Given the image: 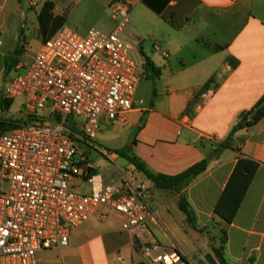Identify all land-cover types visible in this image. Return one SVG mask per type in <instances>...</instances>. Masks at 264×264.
Returning a JSON list of instances; mask_svg holds the SVG:
<instances>
[{
  "label": "crops",
  "instance_id": "crops-1",
  "mask_svg": "<svg viewBox=\"0 0 264 264\" xmlns=\"http://www.w3.org/2000/svg\"><path fill=\"white\" fill-rule=\"evenodd\" d=\"M45 2L53 3L54 17H64L63 27L80 34L110 33L118 21L114 5L121 4L131 20V38L142 40L137 56L145 73L134 109L126 123L104 122L96 136L103 139L111 131L129 140L107 150V175L83 165L82 157L83 171L73 187L89 195L90 171L105 180L132 172L154 213L144 241L177 250L189 264H195L193 256L206 255L217 264H264V118L232 134L240 116L264 97V0H0V95L8 59L23 38L33 43L26 34L41 29ZM44 42H37L39 49ZM147 60L160 72L156 81L149 78ZM144 82L150 89L141 97ZM125 147L153 175L178 176L205 160L208 167L188 186L162 189L130 163L118 164L122 157L112 151ZM239 160L253 161L258 169L228 224L215 209ZM181 196L195 213L197 229L179 207ZM123 221L102 209L71 232L68 247L40 252V264H149L136 239L122 230ZM223 230L227 242L221 260L214 249L221 246Z\"/></svg>",
  "mask_w": 264,
  "mask_h": 264
},
{
  "label": "built area",
  "instance_id": "built-area-1",
  "mask_svg": "<svg viewBox=\"0 0 264 264\" xmlns=\"http://www.w3.org/2000/svg\"><path fill=\"white\" fill-rule=\"evenodd\" d=\"M113 14L118 21L110 33L62 27L27 74L5 89L7 100L24 97V119L36 120L0 133V264H40V252L68 247L71 232L104 208L124 217L122 230L149 264H189L177 250L142 239L154 213L132 172L90 177L89 195L72 185L83 171L74 140L91 143L102 120L126 123L145 73L137 56L142 40L131 38L128 12L115 4ZM70 117L82 118L79 132L66 127Z\"/></svg>",
  "mask_w": 264,
  "mask_h": 264
},
{
  "label": "trees",
  "instance_id": "trees-1",
  "mask_svg": "<svg viewBox=\"0 0 264 264\" xmlns=\"http://www.w3.org/2000/svg\"><path fill=\"white\" fill-rule=\"evenodd\" d=\"M53 3L45 2L42 11L39 14V23L42 29L44 36H47V39L53 37L64 25V17H54L52 14ZM50 32L48 33V31ZM46 39V40H47ZM146 71L152 72V75L149 77L152 81H156L160 72L155 66L149 61H146L145 64ZM13 100L3 99L0 96V109L7 111L11 108ZM264 118V97L256 104V106L249 112L243 113L240 116V122L234 128L233 133L240 129L249 128L257 124L261 119ZM36 118L24 119L17 121L15 124L7 125L6 123H0L1 131L0 133L11 131L18 128L22 124H27L35 121ZM73 131L79 132V129L74 125L72 127ZM223 148V147H222ZM220 150H216L215 153ZM119 157L125 158L133 165L137 171L143 173L148 179L152 180L158 187L168 190H179L181 187L188 186L193 180L202 175L207 167L208 161H202L193 167H191L187 172L180 174L178 176H163V175H153L149 172L146 166L137 158L131 157L129 155L130 148L125 147L121 149H115L112 151ZM258 169V164L250 160H239L235 170L232 174V177L227 185V188L218 203L215 213L226 223H232L240 205L253 182L254 176ZM94 172L90 171L89 176H93ZM179 207L181 211L187 216L188 222L192 227L196 228V217L193 209L191 208L187 198L181 196L179 200ZM207 229H200V232H206ZM223 237L221 241V246L214 249L215 255L219 259H223V251L227 242L226 233L222 231ZM138 264H147L145 262H140Z\"/></svg>",
  "mask_w": 264,
  "mask_h": 264
},
{
  "label": "rangeland",
  "instance_id": "rangeland-1",
  "mask_svg": "<svg viewBox=\"0 0 264 264\" xmlns=\"http://www.w3.org/2000/svg\"><path fill=\"white\" fill-rule=\"evenodd\" d=\"M86 35V34H82ZM27 38H31L33 43H27L25 38L22 39L21 42H18L16 45L15 53L8 59L6 64V73L3 77V88L2 95L4 96V92L9 83L17 77L24 76L29 71L31 65L34 61V56L36 57L39 52L38 43H42L45 41V36L40 28L36 31H30L26 34ZM19 66L18 71L16 67ZM150 84L148 82H144L139 90V96H147L149 93ZM3 99H5L3 97ZM25 98L20 97L13 100L12 106L9 110L3 111L0 109V123H6L7 125L15 124L17 121L24 120L23 111L25 107ZM50 106V104H46ZM38 116L46 118L53 125H56L57 119L48 111V112H40L38 111ZM82 118L78 117H70L66 121V127L73 131L72 127L74 125L81 130L82 129ZM104 123V120L101 121V126ZM1 131V125H0ZM104 138H95L92 140L91 145L86 144L84 139H76L74 140L76 148L78 150L76 161L80 162L82 157H85L86 162H83V165L90 164L94 170V172L98 174L107 175L108 166L110 165L109 160V152L107 151L111 147H121L125 145L129 136L126 134H116L111 131H105L103 133ZM105 150L107 152H105ZM74 191L77 193L83 194L79 189H75Z\"/></svg>",
  "mask_w": 264,
  "mask_h": 264
},
{
  "label": "water",
  "instance_id": "water-1",
  "mask_svg": "<svg viewBox=\"0 0 264 264\" xmlns=\"http://www.w3.org/2000/svg\"><path fill=\"white\" fill-rule=\"evenodd\" d=\"M118 164L122 167H126L129 162L124 158L118 160ZM192 260L195 264H217L211 255H206L204 258L200 259L197 256H193Z\"/></svg>",
  "mask_w": 264,
  "mask_h": 264
}]
</instances>
